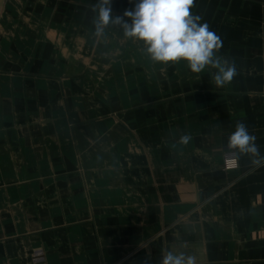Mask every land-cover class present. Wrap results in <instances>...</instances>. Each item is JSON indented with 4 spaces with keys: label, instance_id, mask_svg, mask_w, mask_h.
Here are the masks:
<instances>
[{
    "label": "crops",
    "instance_id": "0c3cea01",
    "mask_svg": "<svg viewBox=\"0 0 264 264\" xmlns=\"http://www.w3.org/2000/svg\"><path fill=\"white\" fill-rule=\"evenodd\" d=\"M96 3L0 0V264H264V161L227 149L243 122L264 157V0H194L224 87L96 35Z\"/></svg>",
    "mask_w": 264,
    "mask_h": 264
},
{
    "label": "clouds",
    "instance_id": "9594fccd",
    "mask_svg": "<svg viewBox=\"0 0 264 264\" xmlns=\"http://www.w3.org/2000/svg\"><path fill=\"white\" fill-rule=\"evenodd\" d=\"M111 3L112 0H97L93 5L96 35H102L109 26H119L126 39L143 43L142 51L153 63L167 65L184 61L195 74L206 68L216 69L212 81L218 87L228 85L236 76L235 64L222 62L216 55L222 46L220 37L207 23H201V16L190 11L194 0H138L134 8L124 11L123 16L113 15ZM189 139L187 135L181 137L183 143ZM255 141L256 137L249 133L247 126L237 122L235 131L228 137L227 149L241 155L251 154L264 161ZM160 264H195V258L174 248L164 251Z\"/></svg>",
    "mask_w": 264,
    "mask_h": 264
},
{
    "label": "built area",
    "instance_id": "2783aa9c",
    "mask_svg": "<svg viewBox=\"0 0 264 264\" xmlns=\"http://www.w3.org/2000/svg\"><path fill=\"white\" fill-rule=\"evenodd\" d=\"M237 164L238 163H237L236 155L232 152L227 153L225 160H224V163H223V167L227 170H230V169L236 168Z\"/></svg>",
    "mask_w": 264,
    "mask_h": 264
}]
</instances>
